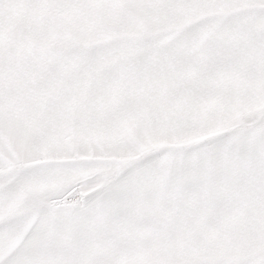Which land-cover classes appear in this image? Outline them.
Listing matches in <instances>:
<instances>
[{"label": "rangeland", "instance_id": "obj_1", "mask_svg": "<svg viewBox=\"0 0 264 264\" xmlns=\"http://www.w3.org/2000/svg\"><path fill=\"white\" fill-rule=\"evenodd\" d=\"M261 78L264 0H0L1 107L58 86L64 128L68 108L92 113L71 106L75 83L83 103L121 104L126 122L123 155L75 149L60 190L14 215L21 226L6 238L28 236L13 247L36 253L18 264L264 260V212L252 206L263 135L246 132L264 122L250 123Z\"/></svg>", "mask_w": 264, "mask_h": 264}, {"label": "crops", "instance_id": "obj_2", "mask_svg": "<svg viewBox=\"0 0 264 264\" xmlns=\"http://www.w3.org/2000/svg\"><path fill=\"white\" fill-rule=\"evenodd\" d=\"M69 69H73V67L70 66ZM68 74H72L71 71ZM74 74L76 75V72ZM81 74L89 76L87 72ZM60 78L62 77H57V79ZM261 79V83L255 81L259 88L253 93H256L254 94L256 101L260 100L261 102H257L264 105V79ZM72 88L74 92L70 93L68 98L71 106L76 105L75 108H85L92 113H90L91 116L85 118L80 113L77 118L76 115H69L72 114L69 113L72 109L68 108L69 114L67 113L68 118L64 120V128L61 127L62 100L58 93V86L55 89L50 84L43 88L26 87L24 90L21 89L25 98L19 101L21 102L19 105L17 99L11 95L5 98L4 107H1L0 104V189L7 188L9 194L7 197L0 195V230H4L0 234H6L0 235V244L5 247L4 255L16 252L18 261L30 260L36 253L34 248L29 253L26 252V249H24L25 252L18 248L14 249L13 246H20L22 241L27 244L29 240L24 241L18 237H16L17 239L6 238L7 229L10 230V236H12V228L21 226L17 221L22 219L15 218L17 216L14 215L19 212V216L22 217V211L26 212L29 205H33V199L45 196L47 190L52 189L53 194L55 188L60 190L62 163H67V166L77 164L72 161V156L77 153L75 149L89 157H119L124 154L123 126L126 122L119 109L121 104L119 105L118 102L107 104L102 101L103 98H99L101 102L100 108H98L92 103H83L87 99L82 100L81 94L77 96L75 83ZM52 89L53 94L50 92ZM49 94L51 96L47 101H41L45 99L44 96ZM29 96L37 99L28 100ZM115 100L118 101V99H110V101ZM77 101H79L78 104ZM256 110L259 112L257 119L250 123L264 120V106L260 105V109ZM250 123L245 124L250 126ZM73 124V133L68 132V129H72ZM246 132H250L252 135L259 132L260 137L263 135L260 148L264 150V122H261L260 126L246 130ZM254 143L251 142L250 147L258 148L257 142ZM261 164L264 162H260ZM37 166H41L39 175L25 171L36 169ZM258 197L262 199L260 203L252 206L260 207V211L264 212V192L258 194ZM56 201L60 202V199ZM23 205H25L24 210L22 209ZM5 221L9 222L5 223ZM35 243L33 241L32 245ZM0 259H3V256H0Z\"/></svg>", "mask_w": 264, "mask_h": 264}, {"label": "snow or ice", "instance_id": "obj_3", "mask_svg": "<svg viewBox=\"0 0 264 264\" xmlns=\"http://www.w3.org/2000/svg\"><path fill=\"white\" fill-rule=\"evenodd\" d=\"M4 2L6 3L7 0H4ZM140 162H135L134 165L132 166H135V164H139ZM87 166V165H85ZM26 172L27 171H31L34 175H39L40 171H41V166H37L36 169H32V170H25ZM23 175V173H22ZM67 191V190H65ZM0 195H3L5 197H7L9 194H8V189L7 188H4V189H0ZM100 195L99 192H93L91 193L90 195L84 197V204L87 206L90 202L96 200V198ZM9 221H5V223H8ZM29 236L31 235V233L28 234ZM28 239V236L25 237V240ZM24 242L22 241L21 242V245L23 244ZM4 252H5V247L0 244V256H3V259H0V264H18V258H17V253L16 252H13L9 255H4ZM238 264H264V260H259V262L256 260V258H251V259H245V260H240L238 261Z\"/></svg>", "mask_w": 264, "mask_h": 264}]
</instances>
